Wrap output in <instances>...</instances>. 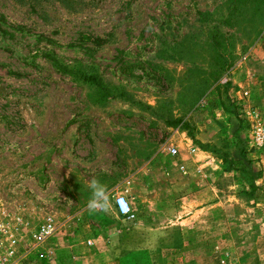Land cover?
Returning <instances> with one entry per match:
<instances>
[{
    "label": "rangeland",
    "instance_id": "rangeland-1",
    "mask_svg": "<svg viewBox=\"0 0 264 264\" xmlns=\"http://www.w3.org/2000/svg\"><path fill=\"white\" fill-rule=\"evenodd\" d=\"M0 17V205L58 225L32 264H264V0H0Z\"/></svg>",
    "mask_w": 264,
    "mask_h": 264
},
{
    "label": "built area",
    "instance_id": "built-area-1",
    "mask_svg": "<svg viewBox=\"0 0 264 264\" xmlns=\"http://www.w3.org/2000/svg\"><path fill=\"white\" fill-rule=\"evenodd\" d=\"M252 144L261 147L264 144V130L255 125L251 132ZM171 156L176 155V149L168 148ZM194 149L188 150L192 154ZM183 171V166H178ZM113 208L119 217L132 221L134 214L131 211L128 199L117 194L113 196ZM58 225L53 216L45 214L39 221L24 217L18 212L8 211L0 205V264H32L35 261L48 263L53 259V250L50 239L57 231ZM90 246V240L85 241Z\"/></svg>",
    "mask_w": 264,
    "mask_h": 264
},
{
    "label": "trees",
    "instance_id": "trees-1",
    "mask_svg": "<svg viewBox=\"0 0 264 264\" xmlns=\"http://www.w3.org/2000/svg\"><path fill=\"white\" fill-rule=\"evenodd\" d=\"M5 20L3 18L0 17V33H4V30L1 28V25H5ZM11 27V26H10ZM19 26H13L12 30L17 32L20 31ZM41 38V37H40ZM40 38H37V40H39ZM44 39V43L46 45H51L52 40H50L49 38H43ZM89 41L90 45L94 48H100L103 45H105L107 43L106 39H102L99 37H93V38H88L86 39ZM52 62L55 63V65L61 69V71L69 76H71L73 79H76L78 81H80L83 84H86L90 87H92L97 95V101L98 102H104L107 99H116V98H123L125 99L126 97L124 96V94L122 93H114L111 92L108 87L106 86V84L103 82V79L101 78V76L94 70V69H89L88 71H81L78 68H70L67 69L65 67H62L60 64H58L54 59L49 58ZM167 125L169 126H173L176 127L178 125H180L181 127H185L186 125L181 122V120H172L167 122ZM252 193L256 192L261 194L260 198H261V202L264 204V190L260 191L256 188H252L250 190Z\"/></svg>",
    "mask_w": 264,
    "mask_h": 264
},
{
    "label": "clouds",
    "instance_id": "clouds-1",
    "mask_svg": "<svg viewBox=\"0 0 264 264\" xmlns=\"http://www.w3.org/2000/svg\"><path fill=\"white\" fill-rule=\"evenodd\" d=\"M88 187L92 192V200L89 202L88 208L89 211H96L97 210L96 203L99 202L106 193L103 190L102 186L100 185V182L95 178H93L89 182Z\"/></svg>",
    "mask_w": 264,
    "mask_h": 264
},
{
    "label": "crops",
    "instance_id": "crops-1",
    "mask_svg": "<svg viewBox=\"0 0 264 264\" xmlns=\"http://www.w3.org/2000/svg\"><path fill=\"white\" fill-rule=\"evenodd\" d=\"M122 193H124V192H122ZM128 199V198H127Z\"/></svg>",
    "mask_w": 264,
    "mask_h": 264
}]
</instances>
